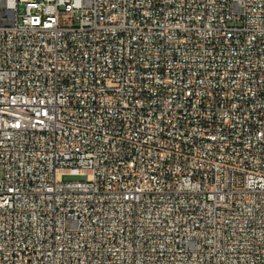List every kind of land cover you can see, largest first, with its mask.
<instances>
[{
	"label": "built area",
	"instance_id": "built-area-1",
	"mask_svg": "<svg viewBox=\"0 0 264 264\" xmlns=\"http://www.w3.org/2000/svg\"><path fill=\"white\" fill-rule=\"evenodd\" d=\"M0 264H264V0H0Z\"/></svg>",
	"mask_w": 264,
	"mask_h": 264
},
{
	"label": "rangeland",
	"instance_id": "rangeland-1",
	"mask_svg": "<svg viewBox=\"0 0 264 264\" xmlns=\"http://www.w3.org/2000/svg\"><path fill=\"white\" fill-rule=\"evenodd\" d=\"M66 179H70V180H75V181H79V180H85L86 176H72V177H65Z\"/></svg>",
	"mask_w": 264,
	"mask_h": 264
}]
</instances>
